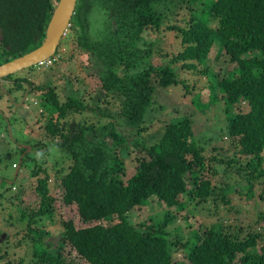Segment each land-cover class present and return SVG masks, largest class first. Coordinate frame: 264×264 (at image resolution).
<instances>
[{
	"label": "trees",
	"instance_id": "trees-1",
	"mask_svg": "<svg viewBox=\"0 0 264 264\" xmlns=\"http://www.w3.org/2000/svg\"><path fill=\"white\" fill-rule=\"evenodd\" d=\"M59 1L0 0V63L41 45ZM94 7L105 13L104 28L95 36L91 20L85 21ZM181 11L186 12L177 17ZM71 23V30L81 26L79 45L97 63L101 89L87 101L66 77L61 101L49 78L38 86L28 80L31 96L43 90V109L36 114L42 139L32 136L36 142L23 149L15 177L22 165L30 166L24 184L37 197L24 205L17 191L5 200L9 209L1 221L19 222L23 229L6 240L1 264H72L69 247V256L73 252L87 264H264L262 208L246 236L244 228L223 219L201 229L186 211L202 203L231 209L242 198L264 201V189L256 194L257 182L264 183V0H78ZM165 28L177 32L183 49L167 63H154ZM60 45L51 64L23 70H56ZM212 50L224 51L235 64L218 73L210 89L223 123L200 117L209 113L205 106L197 112L201 92L193 105L160 103L173 85L194 91L181 69L212 76ZM8 94L19 107L21 94ZM214 125L208 137L197 134ZM148 129L154 131L147 135ZM47 143L61 150L53 166L72 161L53 176L45 161L35 159ZM133 149L143 155L131 172L126 161ZM32 177L37 184L30 183ZM73 207L77 217L61 221L57 244L46 242L45 217L53 220L56 209ZM158 207L159 214L138 223L130 216L133 209ZM183 210L188 233L170 229Z\"/></svg>",
	"mask_w": 264,
	"mask_h": 264
},
{
	"label": "rangeland",
	"instance_id": "rangeland-1",
	"mask_svg": "<svg viewBox=\"0 0 264 264\" xmlns=\"http://www.w3.org/2000/svg\"><path fill=\"white\" fill-rule=\"evenodd\" d=\"M76 10L77 4L75 13ZM185 12L186 11H181L177 17ZM104 17L105 13L98 7L92 8L88 14V17L86 16V23H88V18L92 22L93 36L98 35L104 28ZM80 34L81 26L72 30L69 27L67 34L62 39L63 41L60 45V52L58 55H56V62L54 64L55 67H58L56 70L53 69L50 71V68H48L47 70L37 73L33 72L36 71V67H33L32 70L25 71L23 74L19 72L16 73L17 77L26 75V77H28L32 82L33 86L42 85L49 78L52 85H57L56 92L61 98V101H63L66 94L63 89V87H65L66 77L72 80L73 88H79L85 94V100L90 101L92 98H94V96H98L99 90L101 89V80L98 77L96 71V69H98L97 63L90 57L88 50L83 49L79 45L78 38ZM159 39L160 40L157 43L161 50L159 53L156 52L152 56L151 60L154 63H167L174 55H177L178 52L182 51L183 49L181 37H179L175 30H169L166 28L163 29V31L160 32ZM165 53L166 55H163ZM210 54L214 59L213 66L211 67L212 76H209V74L206 73H201L198 70L181 69L179 72L180 77L182 79L188 80V83L191 85H194V91H186L181 84L173 85L160 95L159 102L167 107L168 101L180 106L183 105V103L187 105H193L195 95L201 92L197 112L199 113L200 109L205 106L209 113L200 114V117H205L207 115L208 120H213L216 123H223V118L221 117L223 113L221 111L220 104L217 103L214 105L212 103L210 89L212 88V85L216 83V75L222 71L232 70L235 67V64L229 61L228 55L224 51L218 54V51L212 50ZM177 64L180 65L181 62H177ZM200 68L201 66H199L198 69ZM47 71H50L51 73ZM16 92V95H18V98H20L19 95L21 94V91L16 90ZM34 92V95H29V98L26 100L25 104L21 107H14L11 103V100L5 98L6 95L0 99V214L6 213L8 211L9 206L5 200H8L17 191L22 192L19 199L23 200L24 205H27L28 202L32 201L33 199L35 200L37 197L35 189L30 187V184L28 183L24 184L26 177L29 175L31 170L30 166L22 165L20 173L17 177H15L16 167H13V162L19 164L20 159L24 154L23 143L33 145L36 142L35 139H42L41 132L43 130V126L39 123L37 115L39 114L40 109H43V104L41 103V100H43L41 98L43 90L41 92L39 90ZM212 97H215L214 94ZM35 99L38 101L37 105L35 104ZM244 106L246 109H248V105L244 104ZM215 109L218 114L216 113ZM12 112H14V114L18 115L19 117H13L11 114ZM20 113L24 114L26 120L28 117L27 122L30 123V126H28L26 120L23 117H20ZM8 120H10L11 123H9ZM216 127V125L210 127L205 126L203 130L197 134H203L208 137L210 132H215L214 129H216ZM153 131L154 129H148L145 131V134L149 135ZM33 135L36 137L35 139L32 138ZM47 146L48 148H44L43 150L39 151L38 155H35V159L36 162L45 161V166L50 167L49 172L53 176L54 170L60 167L63 168V166L68 168L72 161L68 159H64L62 162L61 160L60 162L56 161L57 163H55V166H53L54 161L60 158L61 150L56 144L47 143ZM28 150L30 149L28 148ZM142 155L143 152H141V150H132V153L126 161V167L131 169V172L135 170V167L138 164L137 161ZM31 182L32 184H37V177H32L30 183ZM13 184L15 187H13ZM240 189L245 191L242 187ZM263 189L264 183L257 182L256 194H259ZM260 208H262L261 210L264 212V201H261L260 198L257 197L256 199L250 200L248 198L236 200L234 207L231 209H227V206L225 207V205H221V208H214V206L210 207L202 203L199 204V209L198 207L193 208L192 206H189L186 211L189 212L190 217L196 219L197 222L195 226L201 229L205 225L210 224L211 220L218 221L219 219H223L227 221V225L231 224L233 226L238 224L244 228L241 236H246L250 230H253L254 227L250 229L248 228V225L249 223H254L258 219L257 217ZM162 209L163 208L158 207L157 209L150 210V212L148 208L133 209L130 213V216L134 220V223H138L146 220L150 214H159ZM186 211L183 210L182 212L178 213L176 221H174L173 224H170L171 230H181L185 233H188V222L183 217V215L186 214ZM76 213L77 211L74 207L72 209L58 208L52 217L53 220L50 219V217H45V220L42 223L45 225V231L48 232L44 236L45 241L56 245L57 241L60 239L59 233L62 230L61 221L77 217ZM1 218L2 216L0 215V221ZM15 224L10 223V225H5L3 220L0 222V249H2L0 255L3 253V249L6 247V240L12 239L16 234L17 229H23L21 228V224H19V222ZM257 225L258 224H256V227ZM69 249L70 247L66 249V253L67 257H69L68 259L72 261V264H87L80 258L79 255L72 257L73 252L70 254L71 256H69ZM176 253H178L179 258L182 257L181 251H177ZM2 262L3 259H0V264Z\"/></svg>",
	"mask_w": 264,
	"mask_h": 264
},
{
	"label": "water",
	"instance_id": "water-1",
	"mask_svg": "<svg viewBox=\"0 0 264 264\" xmlns=\"http://www.w3.org/2000/svg\"><path fill=\"white\" fill-rule=\"evenodd\" d=\"M77 0H60L55 7L50 23L48 24L45 39L37 48L25 53L10 61L0 63V88L3 86L4 78L10 74L17 73L23 69L32 67L33 65L48 59L53 56L58 48V45L65 35L66 30L71 25V20L75 12ZM6 90H2L0 95L5 93ZM12 98V95H10ZM19 106L24 104V101ZM30 149V147H28ZM21 163V159H20ZM20 163L16 169V175L18 173Z\"/></svg>",
	"mask_w": 264,
	"mask_h": 264
},
{
	"label": "flooded vegetation",
	"instance_id": "flooded-vegetation-1",
	"mask_svg": "<svg viewBox=\"0 0 264 264\" xmlns=\"http://www.w3.org/2000/svg\"><path fill=\"white\" fill-rule=\"evenodd\" d=\"M23 71L25 72V70H21V72H19V73L23 74ZM28 80H29V78L26 77V75H22L20 77H17L16 73L10 74L9 76L4 78V80H3L4 83H3V86H1L0 91L6 90V93H9L8 95L10 97V95H12V93L14 95L16 93V90L19 88V90H21V98L19 100H17V102L15 104V106H19V104L23 101V99L25 97L28 98V96L31 94V91H32L31 87L30 86L27 87ZM25 84H26V86H25ZM6 93L2 94V95H6ZM23 105H21V106H23ZM21 106H19V107H21ZM21 116H24V114H21ZM28 126H30V123L28 124ZM23 145H24V148H27L29 146V144H27V143H23ZM31 147H33V145H30V149H31ZM37 150L39 151L38 148L34 149V151H37Z\"/></svg>",
	"mask_w": 264,
	"mask_h": 264
},
{
	"label": "built area",
	"instance_id": "built-area-1",
	"mask_svg": "<svg viewBox=\"0 0 264 264\" xmlns=\"http://www.w3.org/2000/svg\"><path fill=\"white\" fill-rule=\"evenodd\" d=\"M50 63H52V60L51 59H48V60L41 61L38 65L42 66L44 64H50Z\"/></svg>",
	"mask_w": 264,
	"mask_h": 264
},
{
	"label": "clouds",
	"instance_id": "clouds-1",
	"mask_svg": "<svg viewBox=\"0 0 264 264\" xmlns=\"http://www.w3.org/2000/svg\"><path fill=\"white\" fill-rule=\"evenodd\" d=\"M74 13H75V12H74ZM72 18H73V17H72ZM71 21H72V20H71ZM71 25H72V23H71ZM71 25H70V26H71ZM70 26H69V27H70ZM69 27H68V29H69ZM68 29L66 30L65 35L67 34ZM65 35H64V36H65ZM64 36H63V38H64ZM63 38H62V39H63ZM62 39H61V40H62ZM60 44H61V43H59V45H60ZM53 56H54V55H53ZM51 57H52V56H51ZM51 57H49L48 59H50ZM48 59H46V60H48ZM43 61H44V60H43ZM39 63H40V62H39ZM39 63H37V64H39ZM50 64H51V63H50ZM26 99H27V98H26ZM24 104H25V101H24ZM28 147H30V145H29ZM28 147H27V148H28ZM17 167H18V166H17Z\"/></svg>",
	"mask_w": 264,
	"mask_h": 264
}]
</instances>
